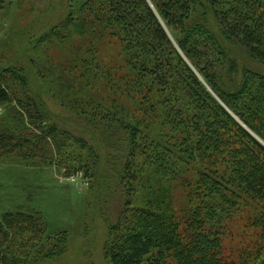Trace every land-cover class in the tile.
Masks as SVG:
<instances>
[{"label": "trees", "instance_id": "16d2710c", "mask_svg": "<svg viewBox=\"0 0 264 264\" xmlns=\"http://www.w3.org/2000/svg\"><path fill=\"white\" fill-rule=\"evenodd\" d=\"M149 2L84 0L44 37L51 45L63 43L66 70L81 73L71 81L87 91L76 97L86 114L81 132L54 121L22 60L0 73V104L26 113L34 128L0 133V157L51 159L63 148L86 151L84 159L82 152L74 158L78 165L66 166L70 174L93 171L99 201L103 190L109 193L110 264H264V145L201 80L264 139V0H152L157 13ZM107 38L123 41L129 54L130 72L121 77L112 70L100 73L88 57ZM237 49L257 59L261 69L245 68ZM109 91L115 92L108 98L111 106L98 111ZM89 96L99 97L95 105ZM130 97L138 122L118 116L131 110L121 101ZM193 168L191 178L186 174ZM179 185L187 201L180 220L171 197ZM116 193L118 206L112 204ZM241 213L244 227L258 237L229 249L224 233ZM44 225L38 212H6L0 220V264L59 259L66 236L47 235ZM40 232L43 238L36 239Z\"/></svg>", "mask_w": 264, "mask_h": 264}, {"label": "rangeland", "instance_id": "374dc122", "mask_svg": "<svg viewBox=\"0 0 264 264\" xmlns=\"http://www.w3.org/2000/svg\"><path fill=\"white\" fill-rule=\"evenodd\" d=\"M83 1L71 3L69 0H0V8L3 9L2 18L0 17V73L6 67L16 65L20 60L26 63L30 69L32 79L30 81L37 91L36 95L38 94L45 100V107L52 114L54 121L58 122L61 127L78 132L83 130L82 121H85L86 114L81 113L82 110L79 107V103L83 101L76 100V97L80 98L82 94L87 95V91L82 90L78 83H75V87L72 86L74 82L71 81L74 78L79 81L81 73H70L66 70L64 60L67 55L63 43H61L62 46L55 45L58 42L51 45L44 37L48 36L54 26L65 20L72 9L81 6ZM146 1H150V6L157 13L152 0ZM207 16L209 15L204 13L203 18L205 19ZM161 21L164 22L162 19ZM42 39H44L43 42H41ZM175 45L181 52L179 45L176 43ZM239 50L236 51L245 68L249 66L248 68L261 69L262 65L257 59L243 54L244 49L240 50L241 53ZM88 57L92 65L97 63L100 65V73L103 69L112 70L113 76L121 77L130 72L131 65H126L127 61L125 60L130 59L129 54L123 41L118 38L103 40L95 52L88 53ZM183 57L188 66L203 78L184 54ZM103 78L100 76L99 82L96 83L97 89V84L100 85ZM201 80L210 95L264 145V139L228 106L214 88L203 79ZM95 87L93 89L97 94ZM86 88L89 90L88 86ZM100 93L102 94V91ZM111 93L115 92H103L104 104L98 111L106 110L111 106V103H108ZM97 96L94 98L89 96L88 98L92 101L89 104L95 105L99 98ZM122 99L121 101L131 105V110H126V113L119 112L118 116L123 115L128 120H137L138 122V119L134 118L135 110L132 108V104L136 103V100L131 97L129 99L133 102ZM192 99L196 98L192 96ZM89 104L85 103L84 106ZM91 108L92 105H89V109ZM23 115L15 113V107L13 108L11 105L0 104V133L11 131L18 134L21 130L25 131L26 129L33 131L34 128L28 116L26 113ZM79 150L76 147L66 150L63 148L60 153L54 154L56 158L51 159L26 158L17 154L0 157V220L6 212L19 210L38 212L45 221L46 234H52L59 238L66 236L67 241L59 259H55L53 255L45 258L46 260H50L53 264H110L105 243L109 225L105 218H109L106 216V213L109 212L106 209V204L110 206L111 200L107 197L109 193L103 190L99 201L97 193L99 187L95 189L92 170L88 175L81 169L75 174H70L66 165L71 163L78 165L80 159L74 158H78L77 155L81 152L83 153L81 159L87 155L86 151ZM64 153L66 155L73 154L71 157H64ZM186 175L194 178V168ZM107 179L108 177L105 178V180ZM101 188L104 189V186ZM171 197L173 205L177 209V219L180 220L187 206L185 188L179 185L173 190ZM116 200H118L117 193L112 204L118 206ZM100 205L104 209L100 208ZM238 216L230 231L224 233L225 245L233 250L239 248L238 242L243 240L250 242L258 237L254 228L247 230L244 227L246 213H241ZM42 235L43 232H40L34 237L41 239ZM228 252L235 254L236 251ZM143 264L148 263L144 262Z\"/></svg>", "mask_w": 264, "mask_h": 264}, {"label": "crops", "instance_id": "0c3cea01", "mask_svg": "<svg viewBox=\"0 0 264 264\" xmlns=\"http://www.w3.org/2000/svg\"><path fill=\"white\" fill-rule=\"evenodd\" d=\"M2 11H3V9L0 8V17H1V18H2Z\"/></svg>", "mask_w": 264, "mask_h": 264}]
</instances>
